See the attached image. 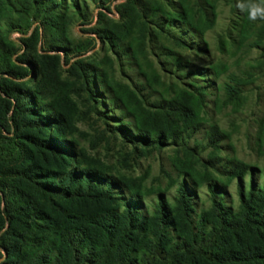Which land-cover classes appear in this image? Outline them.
Returning a JSON list of instances; mask_svg holds the SVG:
<instances>
[{
    "label": "trees",
    "instance_id": "trees-1",
    "mask_svg": "<svg viewBox=\"0 0 264 264\" xmlns=\"http://www.w3.org/2000/svg\"><path fill=\"white\" fill-rule=\"evenodd\" d=\"M137 1L124 5L129 16L139 13ZM65 4L0 0V22L17 10L36 12L50 31L58 36L62 32L58 42L66 43L70 19L60 11ZM151 7L172 15L157 2ZM174 17L195 26L185 0H180ZM137 18L144 21L145 15ZM9 33L0 27V62L3 57L9 62L6 67L0 63V264H264V187L253 182L248 190L244 187L248 167L233 164L227 171L230 179L237 178L236 210L224 206L218 183L195 173L191 163L182 173L196 187L207 185L210 207L196 206L184 180L172 203L160 192L153 213H142L141 203L150 191L136 181L109 178L68 141L73 116L67 95L58 93L63 84L60 56L48 54L42 64L31 56L39 38L37 27L30 38L21 39L27 52L14 60L17 49ZM109 34L120 37L115 27ZM175 43L189 46L180 39ZM59 49L68 61L70 54L81 52L80 45L50 48ZM82 64H73L69 72L89 71ZM96 78L105 79L99 73ZM123 92L144 117L136 123L132 141L155 148L169 145L167 139L177 133L175 117L187 116V107L174 100L150 112L134 92ZM211 142L218 147V141Z\"/></svg>",
    "mask_w": 264,
    "mask_h": 264
},
{
    "label": "rangeland",
    "instance_id": "rangeland-1",
    "mask_svg": "<svg viewBox=\"0 0 264 264\" xmlns=\"http://www.w3.org/2000/svg\"><path fill=\"white\" fill-rule=\"evenodd\" d=\"M64 1L60 11L70 19L66 43L58 42L62 32L50 31L36 12L17 10L0 27L10 31L9 41L17 49L14 60L27 52L21 39L30 38L37 27L31 56L39 64L48 54L60 56L63 84L58 93L67 95L73 116L68 141L82 158L109 178L136 181L150 191L142 213H153L160 192L172 203L184 180L196 206L210 207L207 185L196 187L182 173L191 163L195 173L218 183L227 209L236 210L239 203L237 178L227 173L233 164L248 167L242 179L247 190L252 182L264 187V20H248L238 0H185L194 27L174 17L180 0H139V13L131 16L124 9L130 0ZM152 2L172 15L152 10ZM140 13L144 21L137 18ZM114 27L120 32L117 39L109 34ZM175 39L189 46L180 48ZM62 44L80 45L81 52L70 54L68 61L63 49L50 50ZM6 61L1 60L5 67ZM77 62L89 71L80 68L81 75H72L69 70ZM98 73L106 82L96 78ZM126 88L146 111L174 100L187 107V116L175 117L177 133L167 139L169 145L155 148L132 141L135 125L144 117L129 103ZM114 98L120 101L116 104Z\"/></svg>",
    "mask_w": 264,
    "mask_h": 264
},
{
    "label": "clouds",
    "instance_id": "clouds-1",
    "mask_svg": "<svg viewBox=\"0 0 264 264\" xmlns=\"http://www.w3.org/2000/svg\"><path fill=\"white\" fill-rule=\"evenodd\" d=\"M237 7L250 21L264 20V0H238Z\"/></svg>",
    "mask_w": 264,
    "mask_h": 264
}]
</instances>
